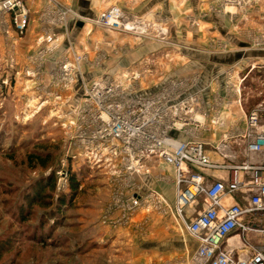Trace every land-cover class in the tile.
Masks as SVG:
<instances>
[{
	"label": "crops",
	"instance_id": "0c3cea01",
	"mask_svg": "<svg viewBox=\"0 0 264 264\" xmlns=\"http://www.w3.org/2000/svg\"><path fill=\"white\" fill-rule=\"evenodd\" d=\"M2 1L5 0H0ZM57 1L71 7L78 15L77 20L71 22L68 28H62L53 21L56 12L51 0H26L30 23L25 34L20 37L13 27L12 15L0 16V65L4 66L9 59H15L18 73L25 69L26 64L28 72L30 71L34 78L29 80L27 87L53 90L56 89L55 79L62 59H71L72 52L84 55L86 60L81 64L83 80L78 77L76 84L77 98L81 96L84 86L100 77L108 76L121 82L129 88L130 97L137 98L151 96L171 82L181 80L189 82L194 80L195 75L200 76V82L195 83L191 89L189 85L184 88L186 94L183 96L194 95L196 87L201 92V101L192 116L195 119L183 128L172 130L170 135L176 142L205 144L212 163L220 166L199 171L205 185L217 182L228 185L237 171L244 187L234 194H225L222 204L225 207L234 204L245 205L252 196L248 189L253 172L244 167L258 168L264 165L262 154L248 152L249 139L246 138L248 118L252 112L258 111L259 126H264V50L250 49L248 44L239 39L242 38V32L239 30L240 36L236 32L233 35L240 43L241 49H245L244 52L241 50L220 55L209 53L207 47L211 41V35L208 34L211 25L216 24L223 35L228 34V17L212 19V15L204 14L205 17L198 20L197 30L187 29L190 26L189 20H194V17H199L204 12L206 6L204 0ZM256 2L257 5H264V0ZM105 3L108 7L119 6L129 18H142L146 22L157 23L158 27L161 23L168 24L173 28L170 35L172 45L171 42L167 46L164 43L150 45L141 41L142 44L136 50L132 48L128 53L116 56L118 42L114 36L126 35L96 25ZM263 15L255 13L250 17L248 20L251 27H260V24H264ZM243 24V18L240 17L238 25L244 27ZM180 26L184 28L181 33L178 30ZM85 30L88 32L85 37L82 36L83 44L89 43V50L88 47H75L76 36H81ZM47 36L52 37L53 42L40 46V38ZM227 36L231 37L229 34ZM124 41L127 43L129 40ZM54 44L57 47L54 50L50 49ZM47 48L50 52L45 51ZM75 48L79 51L77 52ZM41 51L43 55L40 54ZM88 52L90 64H86ZM101 58H105V62L102 63ZM249 58L254 62L250 70V92L246 96L229 94L230 90L225 84L213 80V71ZM29 61L33 63L29 65ZM137 73L140 74V78L134 79L133 75ZM234 87L237 91L241 90L238 83ZM259 130L260 128H257L254 132ZM143 167L144 173L139 177L128 178L124 173L119 174L124 175L127 195L145 196L149 192H154L166 201L170 209L162 206V211L145 210L136 217L135 221L139 222L137 225H130L125 230H108L109 235L119 234V240L124 245L122 251L130 248L123 264H201L196 258L199 243L185 231L183 223L176 219L173 211L178 192L175 170L159 157L146 158ZM128 199L126 198V201ZM207 207L206 198L197 197L193 204L186 208L185 220L187 222L195 220ZM255 222L264 225V216L258 217ZM251 236L254 238L253 234ZM259 242L263 240L253 239L254 244ZM224 247L240 253L243 243L240 236L235 234L226 240Z\"/></svg>",
	"mask_w": 264,
	"mask_h": 264
},
{
	"label": "rangeland",
	"instance_id": "374dc122",
	"mask_svg": "<svg viewBox=\"0 0 264 264\" xmlns=\"http://www.w3.org/2000/svg\"><path fill=\"white\" fill-rule=\"evenodd\" d=\"M106 3L102 5L104 10L108 7ZM204 3V12L194 20L190 19L187 29L197 30L198 20L210 14L212 19L228 17V31L231 32H228L231 37L227 38V33L223 35L216 24H212L208 33L211 35L207 47L209 53L244 52L233 35L236 32L240 36L239 30L242 32L239 39L250 49L264 50V24L251 27L248 20L255 13L264 14V5H257L256 0H204ZM240 17L244 27L238 25ZM147 23V34L143 36L115 32L126 35L114 36L118 42L116 56L124 55L132 48L136 50L141 41L150 45L170 44L172 27L165 22L159 27L157 23ZM183 29L180 26L179 33ZM87 32L85 30L81 36H76V48L83 46L89 50V43L83 44ZM87 54L86 64H90V53ZM71 56L70 61H73L72 53ZM101 59L102 63L105 62V58ZM253 62L249 58L222 66L221 70L213 71V80L225 84L229 94L244 97L250 92ZM32 63L29 61V65ZM11 64L9 59L4 66L0 65V239L11 240L12 243V250L3 256L1 263L123 264L130 248L122 251L124 245L119 234L109 235L108 230H125L130 225H137L136 217L147 208L139 210L127 224L116 223L122 219L123 206L129 197L127 187L124 188V175H119L105 160L97 165L94 159H72L67 154L78 151L76 130L65 128L63 120L71 107L64 101L69 100L73 105L80 100L81 96L76 97V86L70 91L29 88L27 83L34 78L27 75L26 64L25 69L18 73L16 60H13V67ZM194 81L200 82V76L195 75ZM237 83L241 86L240 91L234 87ZM194 93L201 94L197 87ZM56 96H61L63 102ZM65 159L71 175L75 174V181L80 184L76 195H71L70 186L66 190H58L57 187L56 172ZM40 161L46 165L40 166ZM32 201L39 203L32 206ZM152 209L153 206L150 207ZM22 210L30 215L25 223L20 219ZM41 237L43 240L38 241Z\"/></svg>",
	"mask_w": 264,
	"mask_h": 264
},
{
	"label": "built area",
	"instance_id": "2783aa9c",
	"mask_svg": "<svg viewBox=\"0 0 264 264\" xmlns=\"http://www.w3.org/2000/svg\"><path fill=\"white\" fill-rule=\"evenodd\" d=\"M56 14L53 19L62 28L70 27L77 20V13L69 6L51 0ZM12 15V23L19 36L28 29L30 16L26 0H5L0 2V16ZM96 24L113 32L146 35L149 23L139 18H129L117 5H110L101 12ZM53 38H40L39 45L52 43ZM54 44L50 49H55ZM45 51L50 52L49 48ZM44 52V50H43ZM41 51L40 54L43 53ZM46 53V52H45ZM73 61L62 59L56 76L57 89L70 91L75 88L78 77L83 80L81 64L84 55L73 53ZM43 55V54H42ZM13 67V59H11ZM28 76L33 77L31 72ZM128 77V76H127ZM134 79L140 74H134ZM195 85L194 80L171 82L157 93L147 97L131 98L129 88L112 78L100 77L84 86L80 100L71 104L64 116V127L76 130V153L67 152L72 159H80L103 164V160L119 174L129 178L142 176L143 163L146 158L159 157L171 166L177 176V198L174 214L181 220L185 231L199 243L197 260L201 264H264V225L257 224V218L264 216V165L262 167H244L253 172L249 191L251 198L245 205L234 204L225 207L222 199L225 194H234L244 187L235 171L232 181L225 185L222 182L205 185L199 171L219 168L212 163L205 144L202 142H176L170 135L172 130L183 128L192 121L201 94L183 97ZM63 102L61 96L55 97ZM260 125L258 111L248 118L249 139L248 152L264 156V126ZM260 128L259 132H254ZM66 159L56 172L58 190L70 186L71 171ZM203 196L208 207L195 220L187 222L184 218L186 208L191 206L197 197ZM123 206L122 219L118 224L131 222L133 216L142 208H169L166 201L158 194L134 195L128 197ZM256 223V224H255ZM238 234L243 247L240 253L227 250L224 243L231 236ZM253 234V237L251 236ZM253 239L263 240L258 244Z\"/></svg>",
	"mask_w": 264,
	"mask_h": 264
},
{
	"label": "trees",
	"instance_id": "16d2710c",
	"mask_svg": "<svg viewBox=\"0 0 264 264\" xmlns=\"http://www.w3.org/2000/svg\"><path fill=\"white\" fill-rule=\"evenodd\" d=\"M31 160H32V158H31ZM39 165L45 166L46 163L40 161ZM75 179H76L75 174H72L70 177V193H71V195H76L79 191L80 184L78 182H76ZM64 201H65V199H62V202H64ZM38 203H39L38 201H32L30 203V205L33 206V205H36ZM61 206H62V204H61ZM28 213H30V212H28ZM28 216H30V215H28L26 211L22 210L21 214H20L21 222L25 223L28 220ZM32 239L35 240L36 239L35 236H33ZM4 240L0 239V264H2L1 261H2L3 256L12 250V243L10 242L11 240L10 241H7V240L4 241ZM41 240H43L42 237L38 241H41Z\"/></svg>",
	"mask_w": 264,
	"mask_h": 264
}]
</instances>
